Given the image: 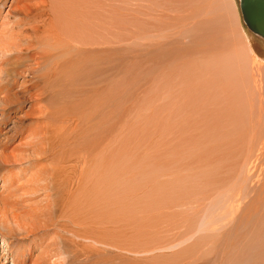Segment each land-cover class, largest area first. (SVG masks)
<instances>
[{
  "label": "rangeland",
  "instance_id": "374dc122",
  "mask_svg": "<svg viewBox=\"0 0 264 264\" xmlns=\"http://www.w3.org/2000/svg\"><path fill=\"white\" fill-rule=\"evenodd\" d=\"M7 32L0 143L30 160L0 165V264H264V40L238 0H0Z\"/></svg>",
  "mask_w": 264,
  "mask_h": 264
},
{
  "label": "bare ground",
  "instance_id": "6f19581e",
  "mask_svg": "<svg viewBox=\"0 0 264 264\" xmlns=\"http://www.w3.org/2000/svg\"><path fill=\"white\" fill-rule=\"evenodd\" d=\"M27 7V6H26ZM247 28V27H246ZM4 35H7V36H5V38H4V42L3 43H0V59H4V57L5 58H7V56H8V54L10 53L9 52V50L11 49V47H17V43H18V41H16V40H13V37L14 36H12L10 33H4ZM245 39V38H244ZM1 42H2V39H1ZM253 43V42H252ZM252 43H250V44H252ZM249 44V45H250ZM19 45H20V43H19ZM251 47V46H250ZM254 47H257V46H254ZM252 49V48H251ZM256 49V48H255ZM21 50V49H20ZM17 51V50H16ZM247 51V50H246ZM252 52L254 51L253 49L251 50ZM19 52V51H18ZM245 52V51H244ZM243 53V52H242ZM245 54V53H244ZM248 54V53H247ZM46 57V56H45ZM31 59H34L35 60V64H38V65H41V64H43L44 63V56L43 55H39V56H35L34 54L33 55H31V57H30ZM42 58V61H43V63L41 62L40 63V59ZM17 61L16 62H14V65L15 66H17L18 68L20 67L19 65L21 64V63H19L18 64V62L20 61V59H16ZM37 67V66H36ZM256 67V66H255ZM13 68V67H12ZM253 69H254V67H253ZM258 69V68H257ZM7 71V70H6ZM11 71V70H10ZM1 72V71H0ZM9 71H7L6 72V74H5V77L4 78H2V81H1V83L2 82H4L5 83V80H7V83H9V82H12V85H13V83H15V78L17 77L16 75H18V76H20L19 75V71H18V69L16 68L12 73H14V77H13V80L12 81H9L8 79H7V77H9V73H8ZM4 73V72H3ZM31 73H33V70L31 71ZM21 77V76H20ZM30 81V80H29ZM7 85H9V84H7ZM18 85H20L21 86V89L20 90H24L25 91V88H26V81H20L19 82V84ZM31 86H33V85H31ZM35 87V86H34ZM6 88H7V86H6ZM8 89V88H7ZM19 90V89H18ZM27 90H29V88L27 89ZM35 90V89H34ZM3 92V91H2ZM6 91H4L3 92V94H2V98H0V102L2 101V102H4L6 105L7 104H9L10 103V99H13V100H16L17 98H16V95H15V93L14 94H11L10 95V93H9V95H6V94H4ZM38 92V91H37ZM41 93V92H40ZM6 95V96H5ZM37 96V95H36ZM39 97V96H38ZM37 97V98H38ZM3 104V103H2ZM32 104V103H31ZM30 105V104H29ZM2 107V111L1 112H4L5 111V108H4V106L2 105L1 106ZM29 107V106H28ZM36 108V107H35ZM21 109V108H20ZM0 110H1V108H0ZM36 110V109H35ZM33 111H34V109H33ZM6 114V113H5ZM13 114V113H12ZM8 115H9V113H8ZM21 115H24L25 117H27L28 115H29V112L26 110V111H24ZM3 116V115H2ZM9 116H11V115H9ZM20 117V116H19ZM1 118V117H0ZM15 118L17 119V116H15ZM28 118H29V116H28ZM19 119V118H18ZM28 120V119H27ZM16 121H18V120H16ZM25 122V121H24ZM17 124H19V126H14V124H13V127H12V129H16L15 131H16V133H18V132H20V134L22 135V134H24V137L23 138H30V140H29V142H26V146H30L31 147V150L33 151V153H34V155L35 156H37L36 154H37V152H40V151H42L43 150V148L45 149V143L47 142V140H46V138H47V135H45L44 137H43V134H45L46 133V131L45 132H43L42 130H40V129H38V127H36L35 128V126L33 127V126H27V127H29L28 129H23V119H21L20 118V120L18 121V122H16ZM25 124V123H24ZM35 124H36V121H35ZM40 124V123H39ZM48 125V124H47ZM9 130V129H8ZM4 131V130H3ZM14 131V132H15ZM26 132H27V134H26ZM0 133H1V135H2V130L0 129ZM6 133V132H5ZM5 133L3 134L4 136H5ZM9 133V132H8ZM47 134V133H46ZM5 140H9L10 138L9 137H3ZM3 139V140H4ZM37 139H42V141L41 142H39L38 143V141H37ZM43 140H44V142H43ZM37 143V144H36ZM25 143H21V145H23V146H25L24 145ZM21 145H17V146H15L12 150H7V148H8V145H7V143L5 142V143H0V165H3L4 167H6V166H8V165H21V164H26L27 162H29V157H25L24 156V154L20 151L21 149H23L22 148V146ZM34 145V146H33ZM39 146H41V147H39ZM18 151H20L18 154H17V152ZM27 165H28V163H27ZM32 167H34V165L32 166ZM31 167V168H32ZM56 167V166H55ZM57 168V167H56ZM24 170H25V168H23ZM8 171H5L6 173H5V176L3 177V183H4V185L5 186H11V185H14L15 184V180L13 181V175H14V172L13 171H11V170H9V169H7ZM50 171V170H49ZM49 171L47 172V173H49ZM52 171V170H51ZM49 175H51V174H49ZM10 177H12V178H10ZM7 178H10V179H7ZM39 179V178H38ZM28 180L29 179H27V182H26V186L28 185ZM47 180V179H46ZM40 181H42V180H40ZM50 181V180H49ZM44 183V182H43ZM25 186V185H24ZM31 186V185H30ZM46 186V185H45ZM47 186H49V185H47ZM4 187V186H3ZM12 187V186H11ZM21 187V186H20ZM28 187V186H27ZM26 187V188H27ZM23 188V187H22ZM47 188V187H46ZM9 190H10V187L8 188ZM25 189V188H24ZM44 189V188H43ZM49 189V188H48ZM33 191V193H34V190H32ZM31 194V193H30ZM29 194V195H30ZM6 195V194H5ZM5 195H3V196H1V197H3L4 198V196ZM26 195V194H25ZM6 197H8V196H6ZM9 199V198H8ZM47 199V198H46ZM4 200H5V198H4ZM8 201V200H7ZM10 201H12V200H10ZM73 201H75V200H73ZM40 203V202H39ZM9 206V205H8ZM10 207V206H9ZM6 208V207H5ZM7 209V208H6ZM16 210V209H15ZM74 210V209H73ZM17 211V210H16ZM10 212V211H9ZM11 212H12V210H11ZM18 213V212H17ZM11 215H13V213L11 214ZM5 216L7 217V214H5ZM19 214H18V216H17V214H14L13 216H11L10 217V219L9 220H12L15 224H17V225H19V226H22V227H24V228H27L26 229V232H28L27 230H28V228L30 227L31 229L30 230H32V231H34L32 228H34L35 227V225H34V223H31L28 227H27V225L29 224L28 222H27V220H26V222L27 223H23L22 221H20L19 220ZM24 220V219H23ZM32 222V221H31ZM8 225V224H7ZM39 228V227H38ZM37 228V229H38ZM12 230V229H11ZM35 232V231H34ZM11 233V232H10ZM82 236V235H81ZM190 237V236H189ZM88 239V238H87ZM9 243V242H8ZM42 243V242H41ZM50 245V244H49ZM47 246H48V244H47ZM51 246V245H50ZM52 246H54L53 244H52ZM9 246L6 244V243H1L0 244V252H4L3 253V255L5 256H8V255H10L11 254V251H9V248H8ZM172 247V246H171ZM40 250V249H39ZM18 251V250H17ZM46 252L47 251H49L48 249H47V247H46V250H45ZM14 255H17V254H14ZM0 256H2V254L0 255ZM38 256V255H37ZM39 257V256H38ZM37 257L35 256V259H36ZM43 258V257H42ZM41 258V259H42ZM16 260L17 258H12V260H11V263L10 264H17V263H14V260ZM36 261H38V260H36ZM44 261V260H43ZM20 263V262H19ZM4 264V263H3ZM55 264V263H54Z\"/></svg>",
  "mask_w": 264,
  "mask_h": 264
},
{
  "label": "water",
  "instance_id": "95a60500",
  "mask_svg": "<svg viewBox=\"0 0 264 264\" xmlns=\"http://www.w3.org/2000/svg\"><path fill=\"white\" fill-rule=\"evenodd\" d=\"M242 21L264 40V0H238Z\"/></svg>",
  "mask_w": 264,
  "mask_h": 264
}]
</instances>
